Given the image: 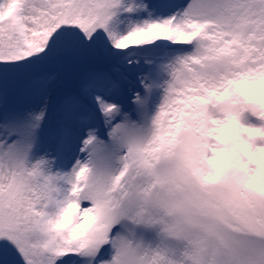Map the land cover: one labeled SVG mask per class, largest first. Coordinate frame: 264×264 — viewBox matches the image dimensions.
<instances>
[{
  "label": "snow or ice",
  "instance_id": "1",
  "mask_svg": "<svg viewBox=\"0 0 264 264\" xmlns=\"http://www.w3.org/2000/svg\"><path fill=\"white\" fill-rule=\"evenodd\" d=\"M0 264H264V0H0Z\"/></svg>",
  "mask_w": 264,
  "mask_h": 264
},
{
  "label": "rangeland",
  "instance_id": "2",
  "mask_svg": "<svg viewBox=\"0 0 264 264\" xmlns=\"http://www.w3.org/2000/svg\"><path fill=\"white\" fill-rule=\"evenodd\" d=\"M52 71H55V69H53Z\"/></svg>",
  "mask_w": 264,
  "mask_h": 264
}]
</instances>
